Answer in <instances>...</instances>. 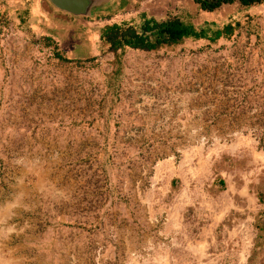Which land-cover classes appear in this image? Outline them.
Segmentation results:
<instances>
[{
	"label": "rangeland",
	"instance_id": "obj_1",
	"mask_svg": "<svg viewBox=\"0 0 264 264\" xmlns=\"http://www.w3.org/2000/svg\"><path fill=\"white\" fill-rule=\"evenodd\" d=\"M120 4L52 24L59 60L0 0V264H264V2L229 38L103 51L140 21Z\"/></svg>",
	"mask_w": 264,
	"mask_h": 264
},
{
	"label": "trees",
	"instance_id": "obj_2",
	"mask_svg": "<svg viewBox=\"0 0 264 264\" xmlns=\"http://www.w3.org/2000/svg\"><path fill=\"white\" fill-rule=\"evenodd\" d=\"M200 9L213 11L224 3L237 2L240 7H250L261 4L264 0H195ZM238 22L232 19L216 21H203L195 24L190 20L182 18L175 11H167L161 18L148 16L140 13V21L113 19L105 22L99 29L100 45L103 51H113L117 53L121 49H135L137 51H156L159 49L171 48L181 43L185 39H207L214 42L221 37L229 38L233 35ZM40 41L53 48V57L59 60H70L72 57L66 56L65 49H62L54 34L39 32ZM61 48V49H60ZM219 182L223 179L218 178ZM259 200L261 197L259 196ZM262 226V225H261Z\"/></svg>",
	"mask_w": 264,
	"mask_h": 264
},
{
	"label": "crops",
	"instance_id": "obj_3",
	"mask_svg": "<svg viewBox=\"0 0 264 264\" xmlns=\"http://www.w3.org/2000/svg\"><path fill=\"white\" fill-rule=\"evenodd\" d=\"M114 1L115 0L108 6L101 8L102 11L109 9ZM7 2L17 7V16L20 20H28L35 23L38 32L53 30L52 33L57 34V29L61 28L62 31L65 30V24L69 27V32H72L73 24L78 23L79 27L83 24L80 19H72L69 13L59 11L53 7L48 0H7ZM120 3L119 9L123 7L138 8L137 12L147 13L148 16H153L155 18L165 16L170 9L177 12L182 18L190 20L195 24H200L205 20L221 23L224 20V16L230 14L229 11L232 9H230V5H239L237 2L224 3L213 11H205L199 8L195 0H120ZM52 24H54L57 29L52 27ZM58 34H60V37H63L64 41L66 40L65 38L67 37H64V33L61 32ZM70 36H72V33H70ZM74 36L76 38V46L78 45L79 53L86 52L79 48L81 45V40L79 39L80 32ZM74 46L71 47V49L76 50V46ZM68 53L70 54L69 51Z\"/></svg>",
	"mask_w": 264,
	"mask_h": 264
},
{
	"label": "water",
	"instance_id": "obj_4",
	"mask_svg": "<svg viewBox=\"0 0 264 264\" xmlns=\"http://www.w3.org/2000/svg\"><path fill=\"white\" fill-rule=\"evenodd\" d=\"M49 3L62 12L75 16H89L103 7L108 6L113 0H48Z\"/></svg>",
	"mask_w": 264,
	"mask_h": 264
}]
</instances>
